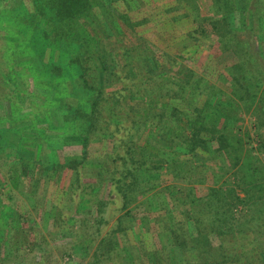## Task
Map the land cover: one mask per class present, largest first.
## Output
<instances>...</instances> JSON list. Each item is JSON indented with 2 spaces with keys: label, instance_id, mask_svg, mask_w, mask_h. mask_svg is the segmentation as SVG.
Masks as SVG:
<instances>
[{
  "label": "trees",
  "instance_id": "1",
  "mask_svg": "<svg viewBox=\"0 0 264 264\" xmlns=\"http://www.w3.org/2000/svg\"><path fill=\"white\" fill-rule=\"evenodd\" d=\"M202 1L0 0L9 54L27 61L21 80L9 68L4 77L15 89L24 81L29 99L45 92L32 110L44 130L34 145L81 147L52 164L47 152L25 154L31 143L0 140V264H264V0H208L205 14ZM127 32L139 45L117 41L124 66L92 35ZM87 169L91 206L71 218L77 230L55 233ZM59 180L63 206L43 197ZM30 192L32 208L21 196ZM114 196L122 213L106 231ZM40 224L54 235L47 247Z\"/></svg>",
  "mask_w": 264,
  "mask_h": 264
},
{
  "label": "rangeland",
  "instance_id": "2",
  "mask_svg": "<svg viewBox=\"0 0 264 264\" xmlns=\"http://www.w3.org/2000/svg\"><path fill=\"white\" fill-rule=\"evenodd\" d=\"M202 6H203V12L208 13L209 9V1L208 0H204V2L202 1ZM8 26V24H3L4 29H0V140H2V142L4 143V146H15V147H19L22 148L28 144H30L28 146H26V148H23L25 150H23V152L25 154L27 153H31L33 155H37L39 156L42 152H47V153H43V158L47 161L52 160V164L53 161H55V158L57 160L63 161V159H67V158H80L81 157V147L78 144H67L66 147L61 148L60 150L56 149L53 151H51L50 147H49V143H47L46 145V149L45 146L39 148V145L36 144V140H37V134H43L44 130L41 129L42 127H40L39 124H37V118L34 117V113L32 112V110L35 111V109L37 108L38 105H40V103H42V94L45 93L43 92V89H40L42 87L39 88V90L37 89H33L34 92H38V97L34 96V98L29 99L28 96H26V84L24 83V81H20L21 85L18 86V89H15V87H13V85H11L9 83V81L7 80L6 77H4V74L7 73V70L9 68V72H13V74L17 75V79L21 80V77H25L27 74V69L26 64L27 61L20 60V58L22 57H13L11 54H9V51H11L12 49H9L10 47L15 46V44H13L11 40V38H9L8 36H10V34L6 31L5 27ZM88 30L90 32L93 33V31L90 29L89 24H86ZM10 27V26H9ZM127 35H116L114 36V38H106V36H102L101 33L98 34H92L94 36L100 37L103 41V43L105 45H107L109 47V44H111L112 48L115 47L117 48V53L119 54V57H117V60L120 62L121 65L124 66V64H126V61L129 63L131 62V60L128 57H124L123 56V50L127 49V48H131L134 46L139 45V41L138 39L132 35L130 32H127ZM9 34V35H8ZM8 37V38H7ZM118 40H121V46L123 47V50L120 51L119 45H118ZM26 40H23V44H25ZM153 43V48L156 50L157 52V57L160 63H162L164 60L165 64H167L169 62V58L168 56L165 55L164 50L161 48V46L159 44L154 43L153 41H151ZM120 46V47H121ZM132 49V48H131ZM209 51H205L204 55H208ZM211 53H210V57H211ZM162 57V59L160 58ZM219 58V60L222 63H226L225 61H228L227 59L229 58L228 56H223V55H219L217 56ZM14 59H16L17 63L19 64L20 62H22L24 65L23 69L21 70H17L14 71ZM101 60L98 61V63H100ZM130 70L132 72L133 78H138L140 75L138 74L139 71V66L136 64L134 65V63H130ZM192 67H198L199 63L195 62L191 64ZM99 73H100V69ZM5 72V73H3ZM32 73H34V70L31 69L30 70V75H32ZM6 75V74H5ZM102 78H106L107 76L103 75L101 73ZM21 86V87H20ZM20 87V89H19ZM114 89V88H113ZM60 117V116H59ZM54 114H52V120L54 121ZM62 118V117H60ZM250 117H247L245 119V124L250 125ZM62 120H64L62 118ZM61 120V122H62ZM56 121V126H59V120L55 118ZM127 128V126L125 127ZM120 136H122L123 134H126L125 129L122 130V133L119 132ZM51 135L53 134V132L50 133ZM32 142H34L32 144ZM43 143V142H41ZM8 144V145H7ZM95 143H90L89 148L90 151H96L97 146L94 145ZM58 146H55V148ZM15 151V150H14ZM28 156V155H26ZM36 156V157H37ZM63 156V157H62ZM62 157V159H61ZM27 158V157H26ZM90 160V159H89ZM88 160V161H89ZM4 164V162H3ZM7 165H9L8 167H11V163H7ZM19 164H17L18 166ZM0 167L4 168V165L0 164ZM19 167V166H18ZM3 172V171H2ZM4 173V172H3ZM94 170L91 169H87L85 170V174H83L85 176V179L83 180V183L81 184L80 187H76V183L77 181H75V183H73V185L75 186V188H73V190H70V195H69V200L71 203H69V205H64L63 204V200L65 202V198L64 195L62 196V193H59V190L57 189L56 186H60V180L52 185L53 183H51L50 185H52L51 187H49V185L45 186L46 188L49 187L51 188L50 190L46 189V193L44 192L43 197L45 196H49L52 200H55V202H57V198L62 197V203L60 204V206H63V208L65 209H58L57 210V218L56 219V227H54L53 231L56 233L58 231L60 232H69V231H74L77 230V225L73 224L75 221V219L73 221H71V218L74 217V215H76V212L78 210V208L80 207V204H82V202L84 201V199H82L83 193H85L84 188L89 186V182L91 180V178L94 177ZM93 175V176H92ZM82 181V180H81ZM76 184V185H75ZM73 186V187H74ZM57 189V190H56ZM45 191V189H44ZM49 191V192H48ZM32 192L28 193V198H26L25 195H21L25 200H27L26 202L28 203V206H30V208H32V203L31 201H33L34 196L33 194H31ZM114 198H116V201L114 203H110V206L106 208V211L103 215V217L105 219L109 218L110 219V224L108 226L105 227V230L108 231V229H110L112 226L115 225L117 218L121 215V201L120 199L114 196ZM29 199V200H28ZM89 199V198H88ZM85 203V201H84ZM85 206H91L90 203H85ZM31 210V209H30ZM85 210V209H84ZM88 210H85L84 212L88 213ZM37 211H33L31 210L32 213V217L36 220V221H40L41 222V218L42 216L39 218L38 220V215L36 216L35 213ZM44 219V218H43ZM43 222V221H42ZM37 229H39L43 234H48L46 236V241L44 243V246L47 247V244L50 243V238L54 235L51 233H47V228H44V225L42 226V224H40V226L35 227ZM81 233H88L87 228L86 227H81ZM52 240V239H51ZM52 243V242H51ZM50 247V246H49ZM54 251V248L50 247V251ZM50 261L54 260V257H51L49 259ZM48 263V262H46Z\"/></svg>",
  "mask_w": 264,
  "mask_h": 264
}]
</instances>
